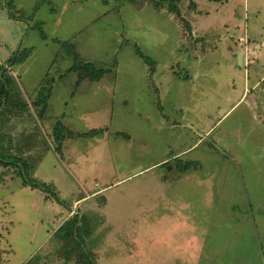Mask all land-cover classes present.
I'll return each instance as SVG.
<instances>
[{
  "label": "rangeland",
  "instance_id": "obj_1",
  "mask_svg": "<svg viewBox=\"0 0 264 264\" xmlns=\"http://www.w3.org/2000/svg\"><path fill=\"white\" fill-rule=\"evenodd\" d=\"M245 1L178 0L195 34L162 0H10L15 19L0 0V66L24 56L8 67L0 155L53 188L0 164V264H85L55 236L75 214L96 264H264V79L252 88L264 56L239 68L244 21L229 23ZM63 43L112 73L77 87ZM58 122L105 131L59 152Z\"/></svg>",
  "mask_w": 264,
  "mask_h": 264
},
{
  "label": "trees",
  "instance_id": "obj_2",
  "mask_svg": "<svg viewBox=\"0 0 264 264\" xmlns=\"http://www.w3.org/2000/svg\"><path fill=\"white\" fill-rule=\"evenodd\" d=\"M131 2L136 3L137 0H130ZM209 2L213 3H221L225 0H207ZM10 0H5V3L7 5L9 17L11 19H15L12 14V8L9 4ZM163 3H166L168 5L170 12L175 13L179 16L182 22L186 25V30L190 33L192 32L191 24L187 20L181 17V11L178 7V0H162ZM158 3V2H157ZM42 38L45 39V34L41 32ZM65 46L67 49L69 55L74 59L73 66L69 69V73H78V80L76 82L77 87H79L85 80H91L92 82H98L100 81L105 75L112 73L113 69L111 68H105V69H98L94 63L92 62H81L79 55L77 53V50L74 46H72L69 43H63L61 44ZM138 54L145 59L151 66L154 67V62L151 58L145 56L140 49H138ZM24 61V56H19V58H16L15 55H13L7 64H4L0 66V109L4 106L5 103L12 104L13 98L11 97L12 92V79L8 73V67H12L15 64L21 63ZM152 67V68H153ZM5 114V110L0 111V117ZM54 131V138L55 142L57 143V151L62 152L61 148L63 146V142L67 137L69 138H82V137H94L105 130L103 129H93L87 133H80V132H73L69 128L65 127L62 123L58 122L56 126L53 129ZM0 164L11 166L15 169H17L20 174L23 181V184L27 187H31L32 189H41L43 191H47V188H50L53 190L52 187L44 184L43 182L37 180L36 178H32L30 175V165L29 163L21 158L17 157H6L3 155H0ZM197 165V163H188L186 164L181 170L187 172L190 167ZM13 173L7 172L5 175L12 176ZM6 179V177H5ZM4 178H0V184L5 183ZM52 192V191H50ZM54 196V192H52ZM57 197V196H56ZM90 222L86 215L83 214H75L73 218L67 220L56 232L55 236L57 238L70 240L75 239L77 241V246L82 250L83 257L85 260V264H96V261L94 259L93 254L85 245L84 242V236L89 235Z\"/></svg>",
  "mask_w": 264,
  "mask_h": 264
},
{
  "label": "crops",
  "instance_id": "obj_3",
  "mask_svg": "<svg viewBox=\"0 0 264 264\" xmlns=\"http://www.w3.org/2000/svg\"><path fill=\"white\" fill-rule=\"evenodd\" d=\"M258 1H260V0H258ZM262 1H264V0H262ZM262 3L263 2H261V1L259 3H256V5H257L256 10H252L249 0H246L244 2V5L241 8H239V10H238V17H240V20H237L233 15V17H234L233 20L229 21V23L231 22V24H230L231 28L238 27L240 25V23L244 21L243 33H241V30H242L241 29L240 30L241 34H239L237 36L238 37L244 36L245 38H248V43H247V46L245 47V50H244L245 54L243 57V66L240 67L238 64V67L244 69L245 73L246 74L248 73V76L250 73V71H249L250 69L249 70H247V69L252 68L253 66L249 67V62L246 61V56L248 58H251L252 55L255 54V57L257 58V62L255 63V67H259L260 59L264 56V51L262 50L264 48V41L262 39H259L260 37L264 36V7H262V5H263ZM251 18H253L254 23L247 25L246 23ZM195 21H196V23H195ZM195 21H194V23H191V26L193 28L194 33L196 34L198 32L197 31L198 27L201 26V24L196 19H195ZM254 24H257V25L253 26ZM249 40H253L254 43H249ZM258 40L259 41L262 40V41L259 42ZM255 41L257 43H255ZM253 69H254V74H255V76L253 78L256 79V82L253 83L254 85L252 88H255L261 84V82L264 79V76L262 75V72H263L262 70H260V69L258 70V68H253ZM252 72H253V70H252ZM245 77H246L245 78L246 80H245V91H244L245 93L244 94H246V93L248 94L250 89H249V86L247 87V75H245Z\"/></svg>",
  "mask_w": 264,
  "mask_h": 264
},
{
  "label": "water",
  "instance_id": "obj_4",
  "mask_svg": "<svg viewBox=\"0 0 264 264\" xmlns=\"http://www.w3.org/2000/svg\"><path fill=\"white\" fill-rule=\"evenodd\" d=\"M238 64L240 67L243 66V54L241 53L238 55Z\"/></svg>",
  "mask_w": 264,
  "mask_h": 264
},
{
  "label": "built area",
  "instance_id": "obj_5",
  "mask_svg": "<svg viewBox=\"0 0 264 264\" xmlns=\"http://www.w3.org/2000/svg\"><path fill=\"white\" fill-rule=\"evenodd\" d=\"M242 42L248 43V38H241L240 39Z\"/></svg>",
  "mask_w": 264,
  "mask_h": 264
}]
</instances>
